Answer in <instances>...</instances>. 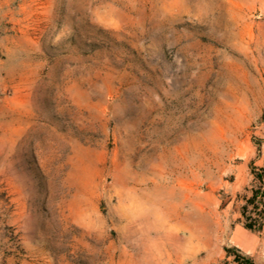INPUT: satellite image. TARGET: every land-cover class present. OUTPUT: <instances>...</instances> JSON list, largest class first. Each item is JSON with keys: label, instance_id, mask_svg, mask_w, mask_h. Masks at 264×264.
<instances>
[{"label": "rangeland", "instance_id": "1", "mask_svg": "<svg viewBox=\"0 0 264 264\" xmlns=\"http://www.w3.org/2000/svg\"><path fill=\"white\" fill-rule=\"evenodd\" d=\"M263 167L264 0H0V264H264Z\"/></svg>", "mask_w": 264, "mask_h": 264}, {"label": "trees", "instance_id": "2", "mask_svg": "<svg viewBox=\"0 0 264 264\" xmlns=\"http://www.w3.org/2000/svg\"><path fill=\"white\" fill-rule=\"evenodd\" d=\"M256 180H258L262 185H264V167L256 170L254 172ZM252 207V213L248 215L249 208ZM253 213L258 214L257 217ZM244 216V227L247 230L261 233L264 227V191H254L251 198L248 199L247 205L243 210ZM228 257H233L236 264H255L254 260L249 255H244L237 248H227L226 249Z\"/></svg>", "mask_w": 264, "mask_h": 264}, {"label": "bare ground", "instance_id": "3", "mask_svg": "<svg viewBox=\"0 0 264 264\" xmlns=\"http://www.w3.org/2000/svg\"><path fill=\"white\" fill-rule=\"evenodd\" d=\"M186 241H187V240H186ZM190 242H191V241H190ZM159 244H160V243L157 242V246H158V248H159V249H158V255H159V256H158L157 254H156V255H157L158 257H161V259H162V258H163V252H162V251L164 250V246H161V247H160ZM149 254H150V253H149ZM151 254H152V253H151ZM152 257H153V256H152ZM156 258H157V257H156ZM156 258L154 257L155 260H156ZM149 259H150V257H149ZM149 259H148V260H149ZM157 260H160V259H157ZM162 260H163V259H162ZM151 261H152V259H151ZM161 263H162V262H161Z\"/></svg>", "mask_w": 264, "mask_h": 264}, {"label": "crops", "instance_id": "4", "mask_svg": "<svg viewBox=\"0 0 264 264\" xmlns=\"http://www.w3.org/2000/svg\"><path fill=\"white\" fill-rule=\"evenodd\" d=\"M243 234H246V235H248L247 233H244V232H242ZM235 246H237V247H239V248H242L243 250H246L250 255H253V252H252V250H250V249H245V247H242L240 244H239V241H235L234 243H233Z\"/></svg>", "mask_w": 264, "mask_h": 264}]
</instances>
